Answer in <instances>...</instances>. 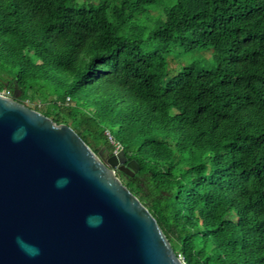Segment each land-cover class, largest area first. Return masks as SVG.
Listing matches in <instances>:
<instances>
[{"label": "trees", "instance_id": "16d2710c", "mask_svg": "<svg viewBox=\"0 0 264 264\" xmlns=\"http://www.w3.org/2000/svg\"><path fill=\"white\" fill-rule=\"evenodd\" d=\"M0 92L135 160L185 264H264V0H0Z\"/></svg>", "mask_w": 264, "mask_h": 264}, {"label": "water", "instance_id": "95a60500", "mask_svg": "<svg viewBox=\"0 0 264 264\" xmlns=\"http://www.w3.org/2000/svg\"><path fill=\"white\" fill-rule=\"evenodd\" d=\"M107 151L0 92V264H185L116 174L132 176L137 162Z\"/></svg>", "mask_w": 264, "mask_h": 264}, {"label": "rangeland", "instance_id": "374dc122", "mask_svg": "<svg viewBox=\"0 0 264 264\" xmlns=\"http://www.w3.org/2000/svg\"><path fill=\"white\" fill-rule=\"evenodd\" d=\"M166 61L168 65V75L176 73L182 66L191 63H194L200 69L205 70H210L214 68L215 65L213 62V48L211 46L200 47L189 52H184L181 48H178L166 56ZM48 98H50V96H48ZM25 104L29 107L33 104H37L41 107L44 106L41 108L42 110L48 109L50 105L46 100L39 97H34L33 100L27 99L25 100ZM101 148L105 150L104 147ZM116 153V150L112 153H110L109 150L107 151V154L109 155H115Z\"/></svg>", "mask_w": 264, "mask_h": 264}, {"label": "clouds", "instance_id": "9594fccd", "mask_svg": "<svg viewBox=\"0 0 264 264\" xmlns=\"http://www.w3.org/2000/svg\"><path fill=\"white\" fill-rule=\"evenodd\" d=\"M69 183V180L67 178H61L56 181V187L57 188H63L67 186ZM86 223H88L89 227H99L100 223H102V217H97V222L93 223L91 219L86 220ZM18 244H21V247L30 255V256H37L39 255V249L34 246L29 245H23L19 238L17 239Z\"/></svg>", "mask_w": 264, "mask_h": 264}, {"label": "built area", "instance_id": "2783aa9c", "mask_svg": "<svg viewBox=\"0 0 264 264\" xmlns=\"http://www.w3.org/2000/svg\"><path fill=\"white\" fill-rule=\"evenodd\" d=\"M1 93H4V92H1ZM5 94V93H4ZM7 95V94H6ZM180 258H181V256L180 255H178ZM182 259V258H181Z\"/></svg>", "mask_w": 264, "mask_h": 264}]
</instances>
